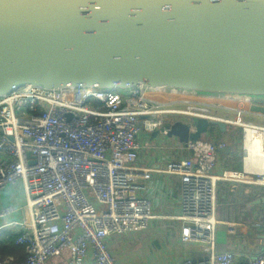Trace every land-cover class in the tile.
I'll use <instances>...</instances> for the list:
<instances>
[{"label":"built area","instance_id":"2783aa9c","mask_svg":"<svg viewBox=\"0 0 264 264\" xmlns=\"http://www.w3.org/2000/svg\"><path fill=\"white\" fill-rule=\"evenodd\" d=\"M168 103L142 86L119 89L66 88L47 91L31 86L0 98V194L22 182L26 204L21 220L14 206L0 207V232L18 235L26 256L0 257V264H117L108 239L139 234L154 218L150 200L139 196L135 176L142 149L139 137L168 136L182 117L220 120L201 104ZM163 93V92H162ZM164 93V94H165ZM175 98V100H173ZM264 105V100L262 104ZM264 120V114L258 113ZM225 122V121H224ZM235 123L245 134L264 135V125ZM188 157L169 162L165 172L181 183V240L201 246L203 257L179 264H235L234 252H218L216 216L222 181L264 187V169L214 174L217 151L226 143L210 139L182 143ZM154 171V170H149ZM228 233L235 228L227 226ZM243 264H264V251Z\"/></svg>","mask_w":264,"mask_h":264},{"label":"water","instance_id":"95a60500","mask_svg":"<svg viewBox=\"0 0 264 264\" xmlns=\"http://www.w3.org/2000/svg\"><path fill=\"white\" fill-rule=\"evenodd\" d=\"M27 86L264 100V0H0V98ZM227 126L194 117L168 136ZM220 152L243 157L238 144Z\"/></svg>","mask_w":264,"mask_h":264},{"label":"crops","instance_id":"0c3cea01","mask_svg":"<svg viewBox=\"0 0 264 264\" xmlns=\"http://www.w3.org/2000/svg\"><path fill=\"white\" fill-rule=\"evenodd\" d=\"M164 93H151L150 95L153 98L160 95L170 99L171 94ZM173 95L178 99L179 105L192 103L208 106L211 116L225 121L228 125L225 132L229 131V134L221 142L226 143V146L238 144V150H241L239 149L240 139L232 134V130L240 129V127L235 123L228 122L249 123L244 119L251 116L261 120L259 122L261 124L252 122L253 124H264L261 116L250 109L253 105L262 104L258 99L257 101L254 98L232 96L225 99L219 96L188 92H174ZM229 103L236 107L233 109L227 107L226 105ZM180 120L187 123V121ZM206 136L217 143L215 138L210 137V134ZM216 136H218L217 133ZM139 141L142 149L136 166L140 170L149 169L154 171L145 170L148 171V179L143 178L142 172L137 173L135 183L139 186L138 195L150 200L151 212L154 218L150 222L149 228L142 233L114 236L108 239L107 243L116 258L117 264H140L143 259L139 260V257L142 255L148 256V264H179L187 258H202L200 245L185 244L181 240V223L176 219L180 214L181 207V183L178 177L165 172L169 162L187 158V151L183 148L182 142L176 137L166 136L162 138L158 135L153 137V135L142 134ZM259 166H245L244 154L240 158L232 152L223 153L218 150L214 174H221L224 170L235 172L246 170L253 174L251 177H255V174L259 171ZM249 186L254 185L226 181L218 184L216 209V216L219 221L217 250L218 252H234L236 254L235 264H243L248 259L264 251V222L261 216V213L264 212V202L260 204H256V201L246 203L240 199V196L245 195L252 197L253 192L247 190ZM25 204L26 194L22 182L8 187L0 194V207L10 205L19 209L13 217L16 220L22 219L21 208ZM228 225L235 228L234 233L227 232ZM122 252L126 253L124 258H122ZM64 258L66 256L54 259L56 261L53 264H63Z\"/></svg>","mask_w":264,"mask_h":264},{"label":"trees","instance_id":"16d2710c","mask_svg":"<svg viewBox=\"0 0 264 264\" xmlns=\"http://www.w3.org/2000/svg\"><path fill=\"white\" fill-rule=\"evenodd\" d=\"M232 131H233L232 132L233 135L239 137L240 140L242 139V135L240 134L241 132L240 129L237 128V129H233ZM216 133L218 134V136H216ZM209 134L210 137L215 138V141H217V143L216 142L215 143L218 144V142L224 140V138L229 134V131L222 133L217 127H211ZM247 190L253 192L251 198L248 197V195L240 196V199L246 203L249 202L251 203L253 201H257L264 198V187L249 186L247 187ZM261 216L263 217V222H264V212L261 213ZM17 239H18V235L11 231L5 230L0 232V257L15 256L20 259H23L26 256L25 247L18 245Z\"/></svg>","mask_w":264,"mask_h":264},{"label":"bare ground","instance_id":"6f19581e","mask_svg":"<svg viewBox=\"0 0 264 264\" xmlns=\"http://www.w3.org/2000/svg\"><path fill=\"white\" fill-rule=\"evenodd\" d=\"M226 106L232 109L236 107L235 105H231L230 103ZM244 144L245 166L260 165L259 169H264V135L252 134L250 132H247L245 134Z\"/></svg>","mask_w":264,"mask_h":264},{"label":"rangeland","instance_id":"374dc122","mask_svg":"<svg viewBox=\"0 0 264 264\" xmlns=\"http://www.w3.org/2000/svg\"><path fill=\"white\" fill-rule=\"evenodd\" d=\"M223 98H225V99H227V98H229V97H223ZM156 99H158V100H162V102H166V103H168V101H170L169 100V98L167 97H162V96H158V97H156ZM173 100H175V98H173ZM257 100V99H256ZM258 100H259V102H261L262 103V101H263V98L262 97H260V98H258ZM257 100V101H258ZM222 102V101H221ZM176 107H182V108H184L185 107V105H177ZM182 120H184V121H188L189 119L188 118H186V117H182ZM245 121H247V122H249V123H252V122H261V120L260 119H256V118H254V117H251V116H248V117H246L245 119H244ZM259 124H261V123H259ZM264 125V124H263ZM240 131H241V135H242V139L240 140V147H239V149H241L242 150V144H243V132H242V129L240 128ZM163 138V137H162ZM202 139H208L207 138V136L206 135H204L203 137H202ZM211 140V139H210ZM125 255H126V253L125 252H122V258H124L125 257ZM140 259H143V261H141L140 262V264H148L149 263V259H148V256L147 255H145V256H140L139 257V260ZM54 261H56V260H54V259H50V260H48V264H53V262ZM158 264V263H157Z\"/></svg>","mask_w":264,"mask_h":264}]
</instances>
